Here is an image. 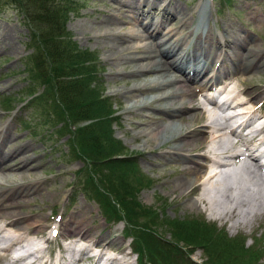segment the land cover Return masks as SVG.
<instances>
[{
    "label": "rangeland",
    "instance_id": "obj_1",
    "mask_svg": "<svg viewBox=\"0 0 264 264\" xmlns=\"http://www.w3.org/2000/svg\"><path fill=\"white\" fill-rule=\"evenodd\" d=\"M72 1L75 2L73 3L74 8L66 16L65 31L77 49L89 51L95 55L97 81L101 84L103 96L112 103L113 116L116 117L115 122L111 125L112 136L121 142L126 149V154H129V158H134L136 169L148 178V184L142 187L135 197L136 203L140 207L159 211L160 215L169 220L191 217L194 220L209 222L215 229H224L229 238H243L244 248L251 247L253 243L257 242L256 248L261 250L262 255L257 263L264 264V213L260 210L257 212L255 205L259 197L262 196L261 192L257 195L253 194V196H241L244 199L241 202L240 196L236 194L239 188L234 189L235 186H231L232 190L229 189L222 193L219 192L221 191L218 190L219 188L207 189L208 195H211L215 200L222 194L230 193L231 195L228 198L224 197L225 199L219 204L223 211L222 220L220 215L213 214L209 211L208 206H205L202 201L199 202L200 190L215 183L226 182L229 185L230 182H239L240 174H237L239 171H235L232 180L230 177L220 178L218 175L209 181L206 180V177L189 181L190 177L184 175L182 168L191 165V163L185 164L181 158L176 157V153H166L173 150V148L170 149L172 142L166 137L174 135V130L181 129L182 124L173 121L175 129L172 128L174 130L166 134L161 129L156 130L157 136L162 137L156 139L157 136H152L154 132L151 128L161 124L166 126L169 123L163 115L149 109L156 107L155 98L160 92L152 91L140 94L130 90L133 85L136 87L148 85L153 75H146L138 79L127 76L130 65L125 68V64L119 67L115 66L105 52L103 41L97 40L94 35L98 30L106 31L109 27L118 26L123 35L135 31L134 35L137 33L142 36V39L132 43L136 46L159 42L165 38L167 33H170V39L184 41V44L193 45L200 37V41L203 42V39H206V43H215L219 40V42L221 41L220 47H222L221 44H226L228 40L232 39V36L245 35V40L248 39L247 46L255 48L257 51L248 52V50L242 49L241 55L251 56L250 58L253 57L256 61L264 62V0H226L227 3H223V1L212 3L210 0H146L141 5V9H130L127 5L130 0ZM133 17H139L141 20H137L136 23L132 22ZM149 21L153 22V25L148 32L156 34L151 39L145 29ZM156 25H158L157 28L160 26L159 30H156ZM214 35L215 38L208 41V37L211 38ZM134 39L130 41L134 42ZM29 42L27 29L22 23L21 15L0 0V97L2 95L7 99L13 96L17 97L19 94L21 96L23 90L35 88V85L28 84V79L25 78L26 60H28V55L33 52ZM221 49L226 50L225 47ZM127 51L123 54L134 53V50ZM138 55L137 58L143 56L137 53ZM158 57L156 55L155 58ZM168 59H171V56ZM221 60L222 56L214 60L215 62L209 69L210 72L206 74L207 78L213 72L219 74L223 79L227 78L231 71V65L227 60L222 62ZM170 75L177 79L179 85H185L186 79L182 78L179 72L174 71ZM244 77L227 80L231 86L233 83H237L241 90L233 97L232 102L246 101L245 99H247L248 102L243 104L244 106H250L248 103L254 102L256 111L252 112L253 117L261 120L264 111L263 107L259 110V104H262L264 99L261 100V96L255 99L256 95L253 93L258 89L264 90V67L249 77L248 82L241 81ZM235 79L236 82H234ZM188 85H191V89L189 88L191 92L197 90V85L193 86L190 83ZM36 90L33 96L37 95L41 89L36 87ZM247 91H251L250 96H246ZM29 99L30 96L18 102L20 105L15 106L18 107L16 110ZM195 105L200 106L198 102ZM206 106L208 109L212 108L209 104ZM19 111L18 114L25 111L27 123L39 122L38 118L40 117L35 115L37 114L36 110L30 111L24 107ZM227 112L229 111L226 110L224 114L220 115L226 117ZM18 114L11 113L9 117H5L0 113V154L14 153L12 157L7 158L5 165L0 170V191L6 193L5 195L13 193L15 190L27 194L21 199L19 206L14 209L16 214H19L17 217L23 218L20 226L25 227L26 224L38 221V224L35 223L32 227L35 228L34 233L30 235L32 238L30 240L35 247H43L42 255L48 256L52 260L65 256L62 247H66V242L62 240V237H66V227L80 220V223L85 225L84 229L87 230L86 236L91 235L95 237L94 239H98V235H106L108 239H116L117 243L121 242L118 250L128 254L127 259L120 260L121 264H127V261L129 264H136L135 256L129 251L131 239L129 236L124 237L125 223L104 222L101 210L95 201L78 192L80 189H77L76 193L72 191V183L74 180L76 183L77 178L82 181L84 173L81 177H76L75 172L82 167V164L74 160L69 161L66 158V137L58 138L54 134L55 128H52L50 123L34 130L35 133H38L36 136L30 130H24L21 127L16 120ZM155 117L162 121H155ZM204 120L200 116L193 125L199 135V144L193 147L185 146L192 151L186 152V149L180 151L187 154L189 159L199 162L201 159L196 155L209 151L213 146L210 143V138L207 139L210 130H206ZM226 122L225 126L231 121L227 119ZM231 150L233 149L231 148ZM22 157L26 158V165L20 163L24 161ZM203 171L205 172L206 168H203ZM209 173H214L213 169ZM176 180H181L184 187H177ZM248 186L257 189L254 185L248 184ZM249 193L247 192V194ZM232 197H234L233 200H231ZM262 197L264 201V195ZM262 200L260 199L259 203H262ZM54 214L57 215L55 219L52 216ZM82 216L85 217L81 218ZM49 223L58 225L53 237L50 235ZM26 228L33 231L30 227ZM160 230L158 232L161 233L162 239L169 241V235ZM44 236L48 237L47 242L44 241ZM59 243L61 244L59 245ZM117 243H113L112 246L116 247ZM61 245L62 247H60ZM20 246L16 247V252H20L18 251ZM23 246V249L33 254L29 244L23 242ZM114 253L116 255V252ZM190 254L191 256L188 257L193 264L203 262L200 248L193 249ZM118 256L120 257V255ZM5 259L0 258V264H5ZM86 260V257L82 258L78 264H90Z\"/></svg>",
    "mask_w": 264,
    "mask_h": 264
},
{
    "label": "trees",
    "instance_id": "obj_2",
    "mask_svg": "<svg viewBox=\"0 0 264 264\" xmlns=\"http://www.w3.org/2000/svg\"><path fill=\"white\" fill-rule=\"evenodd\" d=\"M2 1L21 15L27 29L33 52L26 60L25 78L35 85L21 96L3 99L2 106L11 108L30 96L25 108L36 110L40 117L32 129L50 123L58 138L66 137L65 156L82 163L76 177L84 173L82 181L76 179V188L97 203L106 221H124L123 233L131 237L138 264H193L188 256L195 248L201 249L204 264H258L262 255L257 242L244 248L242 239H229L212 224L191 217L169 220L136 203L148 178L112 136L116 117L97 81L95 55L77 49L65 31L66 16L75 2ZM36 87L41 90L33 96ZM160 229L169 241L162 239Z\"/></svg>",
    "mask_w": 264,
    "mask_h": 264
},
{
    "label": "bare ground",
    "instance_id": "obj_3",
    "mask_svg": "<svg viewBox=\"0 0 264 264\" xmlns=\"http://www.w3.org/2000/svg\"><path fill=\"white\" fill-rule=\"evenodd\" d=\"M145 2L146 0H130L127 2V5L130 9H141V5ZM137 20L141 19H139V17H133L132 22L136 23ZM152 25L153 22L149 21L145 27L147 32ZM157 26L158 25H156V28ZM158 28L156 30H159ZM120 31V27L112 26L107 28L106 31L98 30L94 33V35L97 40L103 41L105 52L111 58V61L114 62L115 66L117 65L119 67L125 64V68L127 65H130V68H128L130 70L127 72V76L133 79H138L139 77H145L146 75H153V78H151L148 82V85H143L142 87H136L133 85L130 90L140 94L152 91L160 92L155 98L156 107H150L149 109L154 110L159 115H163L165 120L169 121V123H167L166 126H162L161 124L155 125L156 127L151 128L154 132L152 136H157L156 130L159 129H161L165 134L170 133L175 129V121L182 124L181 129L177 131L174 130V135L166 137V139H170L172 142L170 149L173 148L172 151H168L166 153H176V157L181 158L185 164L191 163V165L182 168L183 173H185L184 175L190 177L189 181L192 179L196 181L198 178L203 179L205 177L206 180L209 181L218 175H220V178L226 176L230 177V180H232V175L235 171H239L237 172L238 175L240 174V176H238L239 182H230L229 185L226 182H223L222 184L215 183L211 186L209 185L210 187L200 190L201 196L198 201H202L205 206H208L209 211L213 214L220 215V219L222 220L223 211L220 209L221 207H219V204L225 199L224 197L228 198L231 195L230 193L222 194L220 195L221 197L218 196L215 200V198H212L211 195H208V190L211 187L212 189L219 188L218 190H221L219 192L222 193L223 191L226 192L231 189V186H235L234 189L239 188L236 194L240 196V199L242 200L241 202L244 200L241 196H253V194L257 195L260 192L263 196L264 179L258 174L257 170L249 167L248 163L252 160L247 157V159L241 164L232 161L242 153V150L248 153L256 152L257 154H262L263 152L259 150V147L264 145V113L261 116V120H257L253 117L254 114L252 113L256 111L254 108V102L251 101L248 103L250 106L243 105L247 104V99H245L246 101L242 100L236 101L235 103L232 102L233 97L239 94L241 90L239 89L237 83L234 84L231 82L233 83L231 86L227 81L228 79H238L239 77L241 78L245 76L241 81L248 82L247 80H249V77H252L259 69L264 67V62L256 61L253 57L250 58L251 56L248 57L241 55L242 49L245 51L248 50V52L257 51L255 48L247 46L248 39L245 40V35L232 36V39L228 40L226 44H221L222 47L226 48V50H222V47H220L219 44L221 41L219 42V40L215 43H206V39H203V42H201L202 40L200 41V37H198L197 41L195 40L196 42L193 45H189V43L184 44V41L181 42L176 39H170V33H167L165 38L159 42L136 46L132 43L142 39V36L137 33L134 35L133 33L135 31L128 32L126 35L121 34ZM148 36L151 39L156 36V34L148 32ZM135 37L137 38L134 39ZM208 38V41H211L215 38V35ZM132 39H134V42L130 41ZM127 50H134V53L124 55ZM137 53L142 54L143 56L137 58L139 57V55L137 56ZM156 55L159 57L155 58ZM169 56H171V59H168ZM221 56V62L227 60L231 65L229 75L226 79H223L219 76V74L212 71V75L207 78L206 74L210 72L209 69L212 66V63ZM174 71L179 72L182 75V78L186 79L185 85H179L177 79L170 75ZM234 82H236V79ZM188 83L193 86L197 85V90H192L191 92V85L189 86ZM216 85H218L219 88L214 91L215 97L211 95L209 99H204L203 95L213 91ZM250 92L251 91H247L246 96H250ZM263 92L264 90L258 89L255 93H253V95H256L255 99H257L258 96H261L262 100L264 98ZM201 97L207 104L210 105H215V100L220 98L221 108L229 111L228 120H243L234 130L238 133V135L235 136L237 139L236 145L233 144V140L231 139V137H234L233 130L228 133H219V131H221L220 128L227 120L224 116H221L214 111H201L206 109V103L202 102ZM196 102H198L200 106L195 105ZM261 108L264 111V101L262 102L259 110ZM200 116L205 119L204 126L206 130H210L207 139L210 138V143L213 145L212 149L209 151L196 155L197 158H201V163L199 161L189 159L187 154L180 152L184 149H186V152L192 151L191 149L188 150V148H185V146L193 147L199 144V135L195 131L193 125L194 121L197 118H200ZM155 121L162 120H158V118L155 117ZM243 131H245V133ZM242 133L244 134L242 135ZM159 138L162 137H156V139ZM221 142L223 143L222 145L219 144ZM231 148L233 149V153L229 154ZM12 154L14 153L9 155L0 154V170L5 165L7 158L12 157ZM22 158L24 161L20 163L22 165H26V158ZM214 158H220L224 160V163L228 164L223 165L225 169L220 170L218 173H209L211 169L217 167V164L214 162ZM227 165L229 166L227 167ZM203 168H206L205 172L203 171ZM242 172L243 174H241ZM235 183H239V185ZM248 184L254 185L257 189H252L248 186ZM175 185L181 188L184 187V183L181 180H176ZM247 192L250 193L247 194ZM23 193V191L15 190L13 193L5 195L6 193L4 194L0 191V243L4 245L3 248L0 247V254L6 253V256L11 255L18 264H32L33 262H36V264H52L53 262L48 257L42 255L44 252L43 247L36 248L30 240L32 239L30 235L34 233L35 229L32 227L35 223L38 224V221H35L32 224H26L25 227L23 225L20 226L23 218L17 217L19 214H16L14 207L19 206L21 199L27 196V194ZM262 196H260L261 198L259 197V200L255 205L257 212L260 210L264 213V201L262 200ZM233 198L234 197H232L231 200H233ZM260 199L262 200V203H259ZM84 217L85 216H82L81 218ZM252 217L254 216L252 215ZM26 227L32 228L33 231L31 232ZM84 227L85 225L81 224L80 220L66 227V237H62V240L66 242V247H62V251L65 253V256L59 257L57 264H78L82 258L85 257L87 259L86 261L90 262V264H121V259L128 258V254L125 251L118 250V247L121 245L119 243L121 242L117 243L116 239H108V236L106 235H98V239H94L95 237L91 235L86 236L87 230L84 229ZM18 230L21 231L17 232ZM15 232H17V234H15ZM47 240L48 238L44 236V241L47 242ZM23 242L32 247L33 254L26 251V249H23ZM113 243H117L116 247H114V245L112 246ZM18 246H20V249L18 248V251L20 252H16L15 250ZM114 252H116L117 256L114 255ZM118 255H120V257ZM127 264H129L128 261Z\"/></svg>",
    "mask_w": 264,
    "mask_h": 264
}]
</instances>
